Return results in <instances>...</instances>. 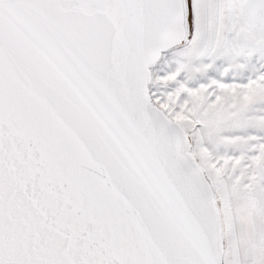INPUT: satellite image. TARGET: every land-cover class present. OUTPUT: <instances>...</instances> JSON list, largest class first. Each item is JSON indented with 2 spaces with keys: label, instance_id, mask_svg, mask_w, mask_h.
Returning <instances> with one entry per match:
<instances>
[{
  "label": "snow or ice",
  "instance_id": "snow-or-ice-1",
  "mask_svg": "<svg viewBox=\"0 0 264 264\" xmlns=\"http://www.w3.org/2000/svg\"><path fill=\"white\" fill-rule=\"evenodd\" d=\"M0 264H264V0H0Z\"/></svg>",
  "mask_w": 264,
  "mask_h": 264
}]
</instances>
